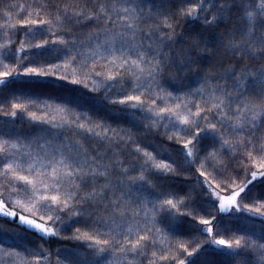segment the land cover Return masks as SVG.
<instances>
[{
    "label": "snow or ice",
    "instance_id": "snow-or-ice-1",
    "mask_svg": "<svg viewBox=\"0 0 264 264\" xmlns=\"http://www.w3.org/2000/svg\"><path fill=\"white\" fill-rule=\"evenodd\" d=\"M0 264H264V0H0Z\"/></svg>",
    "mask_w": 264,
    "mask_h": 264
},
{
    "label": "trees",
    "instance_id": "trees-1",
    "mask_svg": "<svg viewBox=\"0 0 264 264\" xmlns=\"http://www.w3.org/2000/svg\"><path fill=\"white\" fill-rule=\"evenodd\" d=\"M257 226H259V221L258 220H257ZM65 243L71 244V243H74V242H64V241H60V244H65ZM60 244H58L56 242V239L55 238L53 239V244H52V247L53 248H56V247L60 246Z\"/></svg>",
    "mask_w": 264,
    "mask_h": 264
}]
</instances>
